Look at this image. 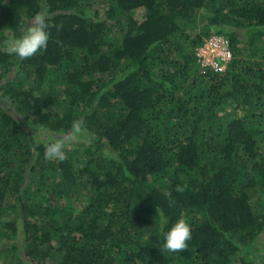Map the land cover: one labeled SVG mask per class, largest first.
Here are the masks:
<instances>
[{
    "label": "trees",
    "instance_id": "trees-1",
    "mask_svg": "<svg viewBox=\"0 0 264 264\" xmlns=\"http://www.w3.org/2000/svg\"><path fill=\"white\" fill-rule=\"evenodd\" d=\"M42 9L54 25L46 50L4 52L5 33L18 37ZM212 34L230 43L223 73L194 55ZM78 119L87 135L70 156L45 159L35 134L61 137ZM254 189L264 0H0V264H256ZM180 218L188 249L165 251Z\"/></svg>",
    "mask_w": 264,
    "mask_h": 264
},
{
    "label": "clouds",
    "instance_id": "clouds-1",
    "mask_svg": "<svg viewBox=\"0 0 264 264\" xmlns=\"http://www.w3.org/2000/svg\"><path fill=\"white\" fill-rule=\"evenodd\" d=\"M53 26L51 17L42 9L23 26L18 37L15 35L8 36L4 41L3 51L21 60L31 58L41 50H46L50 37L48 29ZM86 135V124L83 119H78L72 122L69 132L65 135L54 139L45 137L43 139L45 159L64 161L67 158L65 149L68 145ZM186 187L187 185H177L176 191L183 192ZM166 195L170 194L166 193ZM172 203L174 201L170 200V205ZM162 235L164 240L163 250L180 253L182 250L188 249V241L192 239V230L188 222L180 218Z\"/></svg>",
    "mask_w": 264,
    "mask_h": 264
},
{
    "label": "built area",
    "instance_id": "built-area-1",
    "mask_svg": "<svg viewBox=\"0 0 264 264\" xmlns=\"http://www.w3.org/2000/svg\"><path fill=\"white\" fill-rule=\"evenodd\" d=\"M196 61L203 71L223 73L228 69L232 52L228 38L212 34L195 48Z\"/></svg>",
    "mask_w": 264,
    "mask_h": 264
},
{
    "label": "rangeland",
    "instance_id": "rangeland-1",
    "mask_svg": "<svg viewBox=\"0 0 264 264\" xmlns=\"http://www.w3.org/2000/svg\"><path fill=\"white\" fill-rule=\"evenodd\" d=\"M143 9L142 8H138L136 10V13H135V16L138 20H141L142 19V16H143ZM198 13H199V17L203 20H206L207 18V12L205 9L203 8H200L198 9ZM7 37H5L4 39H2V42L4 43V41L8 38L9 35H12L11 33H5ZM20 79H24L23 76H19ZM29 82L30 80H26L24 81V84L25 86H29ZM229 109L228 106L225 107L224 111H227ZM36 135V139L38 140H43L45 137L47 139H54L56 138L55 136H53L52 134H45V133H41V132H37ZM70 150H67L66 151V156L69 157L70 155ZM253 193V197L252 198H255L256 200H260V201H264V191H260V190H256L254 189L252 191ZM5 237L6 235L1 233L0 235V243H3L5 240ZM254 257H255V261H256V264H264V234L261 235V237L256 240V243H255V246H254Z\"/></svg>",
    "mask_w": 264,
    "mask_h": 264
}]
</instances>
